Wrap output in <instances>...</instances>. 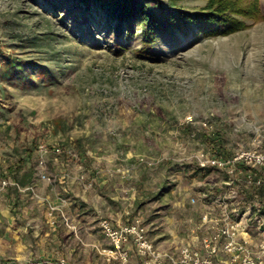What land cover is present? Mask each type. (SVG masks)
Instances as JSON below:
<instances>
[{
    "label": "rangeland",
    "instance_id": "rangeland-1",
    "mask_svg": "<svg viewBox=\"0 0 264 264\" xmlns=\"http://www.w3.org/2000/svg\"><path fill=\"white\" fill-rule=\"evenodd\" d=\"M162 1L189 9L206 2ZM44 2L0 0L4 52L41 62L56 76L47 83L34 70V82L29 85L0 83V199L4 205L5 195L15 193L11 183L1 187V181L14 180L16 174L35 167L36 152L28 158L26 150H36L42 141L73 147L86 168L94 162L101 170L134 164L135 156L128 161L130 153L167 156L155 167L136 165L129 179L111 175L113 182L119 178L135 187L137 199L144 200L141 207L151 213L163 208L153 200L158 187L165 193V186L173 191L178 185L186 186L181 196L190 197L199 188L215 192L223 185L222 171L196 173L193 158L177 161L183 151L191 155L213 150L208 138L221 144L226 155L238 149L264 151V21L226 36L207 37L193 31L187 37H163L154 56L144 57L134 52L141 45L139 26L132 39L123 38L120 47L114 31L102 27L98 18L90 25L75 17L76 9L64 5L47 9ZM260 7L264 11V0ZM21 158L25 160L15 174ZM65 161L63 156L48 161V171L56 179L47 187L61 184L55 168ZM73 163L68 160L69 167ZM250 192L241 191L240 201L251 200ZM259 195L264 197V190ZM33 199L28 195L25 203L21 199L11 206L27 205L30 216L39 219V202ZM38 219H30L31 232L15 248L0 242V264H56L55 251L66 264L91 261L93 252L79 241L81 251L75 247L68 255L51 240L45 248ZM63 229L60 242L69 236ZM50 244L53 250L47 251Z\"/></svg>",
    "mask_w": 264,
    "mask_h": 264
},
{
    "label": "built area",
    "instance_id": "built-area-1",
    "mask_svg": "<svg viewBox=\"0 0 264 264\" xmlns=\"http://www.w3.org/2000/svg\"><path fill=\"white\" fill-rule=\"evenodd\" d=\"M203 126L211 127L207 122H203ZM35 152L39 179L54 183L56 175L48 171L49 157L64 156L73 160L77 180L88 187L92 186L93 179L87 177L86 166L75 148L42 141ZM189 158H193L198 167H212L222 171L226 177L215 192H200V200L206 205L200 220L202 224H207L209 233L197 235L194 230L191 237L197 242L196 245L185 242L175 250L161 249L149 238L146 225L139 216L119 226H115L107 217H99L98 224L108 244L100 246L92 243L90 246L105 264H129L131 247L139 257L140 264H264V197L259 195V191L264 190V151L238 149L226 155L214 148L198 150L191 155L183 151L176 159L183 162ZM166 159L169 158L165 155L138 154L134 164L117 165L109 174L129 179L136 165L155 167ZM9 183L21 191L30 190L38 196L32 185L23 187L10 179H3L1 187ZM244 189L251 191V200L246 203L238 198ZM197 201L195 196H190L191 204ZM47 205L48 216L53 217L54 213L59 212L66 225L84 244L78 236L77 226L69 222L60 206L51 202ZM42 261L51 263L52 260ZM55 261L56 264H66V259L59 253H56Z\"/></svg>",
    "mask_w": 264,
    "mask_h": 264
},
{
    "label": "crops",
    "instance_id": "crops-1",
    "mask_svg": "<svg viewBox=\"0 0 264 264\" xmlns=\"http://www.w3.org/2000/svg\"><path fill=\"white\" fill-rule=\"evenodd\" d=\"M136 155L138 153L128 154L127 157L130 159L128 161L133 160L131 157ZM52 158L54 160L57 159V157L50 156L48 161ZM66 160L65 163L61 162L55 168V173L59 175L61 184L55 186L54 189L47 187L50 184L39 179L37 175V179L23 186L32 185L38 194L37 197L30 190H15L14 185L11 184L12 191L15 194L5 195L7 206L0 199V242L8 243L15 248V244L22 243L24 241L23 238L27 236L28 232H31L30 219H38V217L34 218L30 216L29 206L27 205H23L22 208H16L15 205L11 206L17 200L22 199L24 202L25 196L28 195L39 202L38 209L42 214V218L38 219L40 221L38 226L40 227L39 232H43L42 238L45 248H47V240H51L54 241L55 247L60 243L68 255L76 248L81 251L80 244L85 247L84 249H89L93 252V257L88 264H99L97 262L98 259L100 260V264H105L101 256L90 246L92 243L100 246L108 244L99 227V217H107L115 226H119L134 216H139L146 225L149 238L161 249L175 250L185 242L196 245L197 242L191 237V233L194 230L197 232V235L209 233L207 224H202L200 220L203 212L206 210V205L201 200H198L195 204H191L189 195L188 197L186 196L187 193H183L181 196L182 192L188 189L186 186L182 187L178 185L176 191H173V188L168 189L165 186V190H167L165 193L163 188L160 189L158 187L159 190L156 192L153 200L160 202L158 206H162L163 208L151 213L148 212L149 208L146 207L144 209L141 207L144 200L140 197L139 199L141 200L137 199L135 187L127 186L125 181L119 178L117 182L112 181L109 168H105L106 172L105 169H99L92 162L93 167L86 168L87 177L93 179L92 186L88 187L83 182L77 180V171L74 163L69 167V159ZM117 177L119 175L115 174L113 178ZM200 192L202 193L203 191L199 188L197 191L191 192V196H196L195 193L200 195ZM48 202L60 206L69 222L77 226L78 236L84 244L73 233V235L70 233L73 231L63 221L59 212L54 213L53 217L48 216ZM187 206H189L188 211L186 210ZM63 226L69 233V236L66 239H62L61 243L59 237L61 236L60 232L64 230ZM77 241H79V244ZM46 250L52 251L53 246L50 244V249ZM55 252L57 253V251ZM49 253L53 255V252ZM131 254L129 264H140L139 257L132 247ZM67 260L70 261L69 259ZM70 264H80V262L72 260Z\"/></svg>",
    "mask_w": 264,
    "mask_h": 264
},
{
    "label": "trees",
    "instance_id": "trees-1",
    "mask_svg": "<svg viewBox=\"0 0 264 264\" xmlns=\"http://www.w3.org/2000/svg\"><path fill=\"white\" fill-rule=\"evenodd\" d=\"M44 6H69L76 9L75 17L87 20L90 25L95 18L107 31L113 30L117 46H122L123 38L127 40L134 37L135 26L140 27V47L134 52L144 57H152L156 46L163 37L173 39L175 35L189 36L193 31L210 36H226L264 21V11L261 10L260 0H206L199 8L189 9L178 7L175 4L167 6L162 0H44ZM78 15H80L78 17ZM97 22V23H98ZM4 45L0 43V83H21L26 86L33 83V71L44 82L51 83L56 79L52 69L41 63L26 60L18 56L6 54ZM211 146L217 151L226 154L221 144L213 143ZM27 157L35 149H27ZM64 157V156H63ZM65 158V157H64ZM24 158L15 166V174L20 171ZM196 173L203 170L210 173L214 168L196 167ZM217 170V169H216ZM36 173V166L24 170L20 176H14V181L25 186L30 183ZM15 190L18 188L14 185ZM262 191V190H260ZM259 191V192H260Z\"/></svg>",
    "mask_w": 264,
    "mask_h": 264
}]
</instances>
